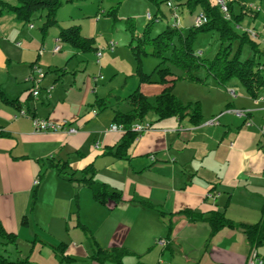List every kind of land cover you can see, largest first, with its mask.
<instances>
[{
  "label": "crops",
  "instance_id": "0c3cea01",
  "mask_svg": "<svg viewBox=\"0 0 264 264\" xmlns=\"http://www.w3.org/2000/svg\"><path fill=\"white\" fill-rule=\"evenodd\" d=\"M49 30L25 33L0 21V227L10 236H0V255L32 264H101L93 259L98 248L130 251L121 264H248L254 249L264 257V246L253 247L242 229L212 236L208 222L183 214L264 221V88L251 93L239 79L223 86L204 70L203 82L171 71L167 84L156 74L141 83L133 50L125 56L109 47L105 55L90 37L82 34L90 43L81 48ZM19 38L26 40L10 41ZM117 62L128 69L113 70ZM167 87L185 105L199 104L200 122L150 112L121 146L126 132L111 127L117 111H130L128 96L139 89L154 99ZM236 111H248L252 125ZM34 118L67 122L77 133L35 134ZM137 125L150 128L138 136ZM90 179L119 194L118 202H97Z\"/></svg>",
  "mask_w": 264,
  "mask_h": 264
},
{
  "label": "trees",
  "instance_id": "16d2710c",
  "mask_svg": "<svg viewBox=\"0 0 264 264\" xmlns=\"http://www.w3.org/2000/svg\"><path fill=\"white\" fill-rule=\"evenodd\" d=\"M20 5L16 8H10L9 11L17 13L21 18L27 19L30 14L35 10H47V22L43 31H48L51 27L57 24L56 12L62 5L61 0H19ZM72 2L74 0H68ZM176 5L180 8H186L191 14H196L199 11L205 13L208 18V23L201 28H194L193 26L184 34L179 29L172 28V25L167 27L163 32L156 37H151L153 27H146L142 36L138 38L137 44L132 47L134 55L138 62V76L141 83H151L154 74L158 75L159 83L167 84V78L173 77L174 74L170 68H162L160 66L166 64L168 61L178 66L184 73L183 78L194 82H203L197 77L201 71H206L208 76H212L220 85L225 86L234 78L239 79L242 84L248 89L249 92H255L258 89L264 88V74L258 69H254L256 57L264 58V51H260L259 44L254 42V38L248 32L241 35L233 31L232 23L240 25L244 19V14L234 13V3H240V10H249L247 5L243 4L241 0L228 1V7L231 14V21H226L223 18L219 8L215 2L211 0H174ZM213 4L215 6H213ZM129 25V29H131ZM211 32H218L222 43L221 50L216 54L213 59L205 58L201 54L196 53L194 50L195 43L198 37L202 34ZM60 39L63 42L70 43L73 46L85 47L90 40L83 37L81 31L77 28L62 30L60 32ZM240 42L238 53L232 55L233 41ZM249 44L253 49V59H241V52L244 45ZM148 45L152 49L150 55L161 59L162 62L156 68L152 75H145L141 71V54L149 55L146 52L145 46ZM264 66V63H258V66ZM0 90V98H2ZM126 104L130 106L129 112L117 111L115 114V123L121 126L126 132L124 143L121 145L126 147L130 140L135 137L132 133V126L135 122L143 119L148 113H155L159 119L169 117H190L191 120L198 124L201 119V112L199 104L185 105L173 93V87H167L159 96L154 99L147 98L139 89L132 93L125 100ZM136 134V133H135ZM3 134H0L2 136ZM137 135V134H136ZM129 138V139H128ZM129 140V141H128ZM52 162V161H51ZM59 166V165H58ZM56 166V167H58ZM93 191L94 199L101 203L106 204L109 198L115 199L118 202L119 194L110 192L109 188L103 184H96L92 179L87 181ZM264 213V212H263ZM192 221H206L211 226L212 233L215 235L223 228L242 229L249 243L253 247L264 246V221L256 225L236 224L229 220L222 212H213L210 215L203 216L195 214L191 211L183 212ZM1 237H10L0 227ZM131 255V252L124 248H113L111 250H103L98 248L95 250L93 259L106 264L114 262L121 264L126 256ZM0 264H32L28 260H19L17 262H10L8 259L0 255Z\"/></svg>",
  "mask_w": 264,
  "mask_h": 264
},
{
  "label": "rangeland",
  "instance_id": "374dc122",
  "mask_svg": "<svg viewBox=\"0 0 264 264\" xmlns=\"http://www.w3.org/2000/svg\"><path fill=\"white\" fill-rule=\"evenodd\" d=\"M62 5L56 12L57 24L50 28V32H58L62 30H69L77 28L81 33L94 40V45L99 47L104 54H112L109 50V44L114 42L116 49L113 53H120L121 55L129 56L132 54V47L137 44L138 37L146 27H153L151 37H156L159 33L164 31L167 27L171 26L174 22V17L170 9L166 5V0H61ZM249 8L248 15L241 21L240 25L232 23L233 31L241 35L244 32L253 31L258 35L254 38V42L259 44L260 51H264V0H241ZM20 5L19 0H0V21L3 24H11L12 22L18 23L21 30L25 33L28 31L40 33L47 22V10H35L27 19L21 18L17 13L9 11L10 8H16ZM213 6H215L213 4ZM253 7L255 9H251ZM257 9V11H256ZM234 12L240 13V3H234ZM162 13L166 14L165 17ZM254 13H256L254 15ZM151 14L158 21L150 23L147 15ZM178 16L180 18V29L184 34H188L185 26H189L190 12L186 8L178 7ZM162 21V22H161ZM131 25V29H129ZM40 36V35H39ZM26 39H29L26 37ZM25 38L18 40H10L11 43L24 42ZM133 42L131 49L129 48L130 42ZM146 52L149 55L141 54V61L143 70L147 74L155 71L157 66L162 62L152 55V49L146 45ZM222 43L218 32H211L202 34L198 37L194 50L196 53L202 51V56L205 58L213 59L216 54L221 50ZM240 42L233 41L232 55L238 53ZM253 49L249 44L244 45L241 52V59L243 62L253 59ZM134 60V59H132ZM138 63V62H137ZM258 63H264L263 57H256L254 69L262 71L264 66H258ZM127 64L117 62L113 70L126 71ZM162 68H170L176 75L180 74L182 70L174 63L168 61L166 64L160 66ZM264 74V71H262ZM201 74V73H200ZM158 75H155L157 79ZM28 79V78H27ZM239 82L237 78L233 79V83ZM121 83V79L117 81L116 85Z\"/></svg>",
  "mask_w": 264,
  "mask_h": 264
},
{
  "label": "built area",
  "instance_id": "2783aa9c",
  "mask_svg": "<svg viewBox=\"0 0 264 264\" xmlns=\"http://www.w3.org/2000/svg\"><path fill=\"white\" fill-rule=\"evenodd\" d=\"M166 5L167 7L170 9V11L172 12V15L174 17V22L172 24V28L174 29H179L181 28V23H180V18L178 16V6L176 5L174 0H166ZM215 5L219 8L220 12L223 15V18L226 21H231L232 17L229 11V7H228V0H215ZM251 9H255L253 7H250ZM257 11V9H256ZM147 19L150 22H154V21H158V19L154 18L151 14L147 15ZM208 18L205 15L204 12L199 11L198 13H196L194 15L193 18V27L194 28H201L204 25H206L208 23ZM249 35L253 38H257L258 35L255 34L253 31H248ZM60 42V41H59ZM109 47L111 50H114L116 47V44L114 42H111L109 44ZM61 51V45L58 44V46H56V48L54 49V53H59ZM98 56L101 58L102 57V53L99 52ZM36 71L39 74H42V70H40L39 68L36 69ZM35 87L33 88L32 91V95L34 97H38L40 94V82H36L35 81ZM235 114L246 120V124L247 126H251L252 122L249 119V112L248 111H236ZM20 116H26L25 112H21ZM212 124L214 123L213 121L211 122ZM150 126L149 125H137L133 128V131L138 135H142L144 132H146L147 130H149ZM33 130L35 134H58V133H65L67 135H75L77 133V130L68 126L67 122H64L62 124H57L54 122H51L49 120L46 119H40V118H34L33 119ZM111 131L113 132H118V131H123V128L121 126L115 125L113 127H111ZM264 132V129H263ZM35 185L38 186L39 185V181L35 182ZM158 244L160 246H165L166 245V241L161 240L158 242ZM248 264H264V257L261 256L256 249L252 250L251 255L249 257L248 260Z\"/></svg>",
  "mask_w": 264,
  "mask_h": 264
}]
</instances>
